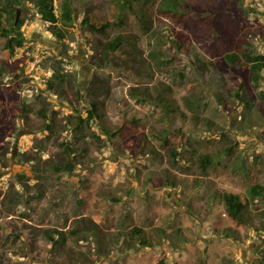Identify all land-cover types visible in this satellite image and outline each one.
I'll return each instance as SVG.
<instances>
[{
  "label": "rangeland",
  "instance_id": "rangeland-1",
  "mask_svg": "<svg viewBox=\"0 0 264 264\" xmlns=\"http://www.w3.org/2000/svg\"><path fill=\"white\" fill-rule=\"evenodd\" d=\"M163 1L72 0L74 22L60 39L25 0L24 45L9 55L0 35V264H264V200H252L240 224L222 197L245 198L249 185L264 184V78L249 75L245 86L241 69L217 62L222 45L208 11L177 22ZM231 1L260 26L242 45L264 53V0ZM82 6L124 23L102 35L81 23ZM161 20L174 30L159 28ZM174 31L193 42L179 48ZM121 33L126 47L101 61ZM57 69L67 80L54 89L48 80ZM238 88L255 97L251 107ZM159 96L178 110L168 112ZM187 96L201 107H188ZM93 101L98 117L74 132L70 116L86 117ZM43 107L58 111L59 133L46 128ZM63 140L81 152L73 172L53 167L67 158ZM207 153L214 162L203 170ZM136 226L162 242L141 246ZM53 228L67 234L62 249L44 235Z\"/></svg>",
  "mask_w": 264,
  "mask_h": 264
},
{
  "label": "trees",
  "instance_id": "trees-1",
  "mask_svg": "<svg viewBox=\"0 0 264 264\" xmlns=\"http://www.w3.org/2000/svg\"><path fill=\"white\" fill-rule=\"evenodd\" d=\"M25 0H0V35L5 37L4 49L8 51L9 55H13L16 47H22L25 43V34L22 30L25 24V18L19 17L18 10L21 12V6ZM35 4L38 13L41 15L44 21L48 22V30L56 35L60 39H65L67 37V28L74 22V4L72 0H59L58 5L55 1L58 0H30ZM131 1V0H126ZM128 2V3H129ZM230 2V4H229ZM127 3L122 2L121 7L124 9ZM206 5L208 8H204ZM161 9L165 14L174 17L177 22H182L191 13H197L202 9V12L210 13V19L216 22L215 27L212 28V33L219 32L217 35V40L220 41L222 48H217L216 53L218 59H222L224 66L223 69L229 71L231 69H241L242 73L246 76L245 86L251 80H255L258 83L259 78H264V53H256L252 48L246 47L242 44H248L247 37L256 34L260 26H256L255 22L249 20V14L246 8H242L241 2L231 1V0H196V3L187 4L186 0H164L161 3ZM231 12H227V10ZM82 11L85 12V16L81 23L87 25L92 30L106 35L109 29L115 28L124 23L122 16H107L99 17L91 12V9L87 6H82ZM199 15V14H198ZM142 23L147 31H152L153 23L142 18ZM264 30V25L261 26ZM163 31L165 29L169 31L174 30V26L166 21L161 20L160 26ZM176 31L172 34L173 42L179 47L189 46L193 42V38L184 37L181 42L178 40ZM128 39L126 34H117L111 38L107 43L104 50V54L101 57V61L108 62L113 56L116 55L117 51L126 47ZM244 47V48H242ZM155 52V51H154ZM153 52V53H154ZM156 53V52H155ZM219 60V61H220ZM221 64V63H220ZM3 70L0 69V75H2ZM67 74L57 72L49 78V86L51 88H56L58 83H66ZM245 90V88H242ZM235 95L238 99L245 101L246 105L251 107L255 102L254 96H246L245 93L240 92L239 88L235 91ZM261 100L264 103V91L260 94ZM161 103H165L164 107L167 108L168 112H176L178 109L171 102H165L164 96L160 97ZM188 107L198 110L200 102L196 98L187 96L185 100ZM3 103L5 104V99L3 98ZM173 105V106H172ZM40 113L45 119L51 118L47 122L46 128L51 131L52 134H57L60 132L61 124L58 120V111H54L51 115L46 107L41 108ZM99 115V104L98 101H93L91 103V108L88 110L86 117L82 115L74 116L73 131L74 132H84L87 125L92 123V121ZM106 133H110L109 129L105 130ZM86 133V132H85ZM83 133V135H85ZM60 146L63 147V151L66 153L67 158L63 161L57 162L53 167L58 172H73L77 167V162L81 152L79 148L73 146L70 142L63 140L60 142ZM85 151V150H84ZM174 154L179 155V152L174 150ZM201 161L203 165V170H206L209 165H212L214 160H212L211 154L201 155ZM245 168V166L243 167ZM248 168V167H246ZM247 197L241 193L235 192H225L222 194L223 201L226 204V210L228 214L234 218L237 223L247 224L249 217L247 216V210L251 204L252 200H264V184L259 181L254 182L249 185L247 189ZM85 224L81 223L75 233L83 231ZM143 228L134 227L132 230V235L138 237L141 246H155L156 243L162 242L161 236H156L154 239H150L148 236L143 235ZM44 235L48 238L50 243L58 249L65 247L68 241L67 234L65 230L59 228H53L51 230H45ZM157 264H164L161 260Z\"/></svg>",
  "mask_w": 264,
  "mask_h": 264
},
{
  "label": "water",
  "instance_id": "water-1",
  "mask_svg": "<svg viewBox=\"0 0 264 264\" xmlns=\"http://www.w3.org/2000/svg\"><path fill=\"white\" fill-rule=\"evenodd\" d=\"M20 14H21V12H20V10H18V16H17L18 19H19V17H20Z\"/></svg>",
  "mask_w": 264,
  "mask_h": 264
}]
</instances>
